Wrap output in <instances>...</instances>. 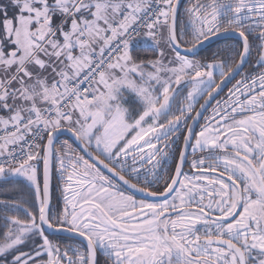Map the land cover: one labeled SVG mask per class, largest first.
I'll return each mask as SVG.
<instances>
[{"label": "snow or ice", "instance_id": "snow-or-ice-1", "mask_svg": "<svg viewBox=\"0 0 264 264\" xmlns=\"http://www.w3.org/2000/svg\"><path fill=\"white\" fill-rule=\"evenodd\" d=\"M183 3L0 0V264H264V0Z\"/></svg>", "mask_w": 264, "mask_h": 264}, {"label": "trees", "instance_id": "trees-1", "mask_svg": "<svg viewBox=\"0 0 264 264\" xmlns=\"http://www.w3.org/2000/svg\"><path fill=\"white\" fill-rule=\"evenodd\" d=\"M187 0H185V3L182 4L181 8L183 9L184 7H186L187 5ZM233 43V40H223V41H219L211 46H209L208 48H206L205 50H203L202 52H200L196 57H194L195 59H202L205 57H211L213 55V53H215L218 49L224 48L226 45ZM133 55L138 56V57H150L152 56V52L150 50L149 47L144 48V47H139L137 44L133 45ZM223 95V94H222ZM219 99V98H218ZM65 138L63 139H59L60 142H63ZM56 183L57 180L56 178L53 179V190H52V195H53V204H56L58 202V198L60 193L56 190ZM9 195H11V193H9ZM0 198H3L2 195H0ZM59 239L62 242H66V239H62L59 237Z\"/></svg>", "mask_w": 264, "mask_h": 264}, {"label": "water", "instance_id": "water-1", "mask_svg": "<svg viewBox=\"0 0 264 264\" xmlns=\"http://www.w3.org/2000/svg\"><path fill=\"white\" fill-rule=\"evenodd\" d=\"M182 6V5H181ZM223 40H227V39H225L224 37H220V38H216V37H213V38H211L210 40H208V41H206L202 46H200V47H198L196 50H195V52H193V53H189L188 55L190 56V57H196L200 52H202L203 50H205L206 48H208L209 46H211V45H213V44H215V43H217V42H219V41H223ZM238 77V76H237ZM236 77V78H237ZM234 81V80H233ZM232 81V82H233ZM229 85H231V83H229L225 88H224V91L227 89V87L229 86ZM223 93V92H222ZM222 93H221V95H222ZM217 98H219V97H217ZM215 101H212V103H214ZM211 107V105L209 106V108ZM63 138H67V134H64V135H61L60 137H59V139H63ZM106 171V170H105ZM137 196H138V198H141V196H140V194H137ZM59 237H62V238H66V239H74L73 237H69L68 236V234H66V233H59V234H57Z\"/></svg>", "mask_w": 264, "mask_h": 264}, {"label": "flooded vegetation", "instance_id": "flooded-vegetation-1", "mask_svg": "<svg viewBox=\"0 0 264 264\" xmlns=\"http://www.w3.org/2000/svg\"><path fill=\"white\" fill-rule=\"evenodd\" d=\"M187 5V4H186ZM247 69V65H245V70ZM237 78H239V77H237ZM235 81H233L232 83H234ZM228 87H231V85H229ZM224 92H227V89L224 91ZM224 92L222 93V94H224ZM218 99V98H217ZM215 103V102H214ZM213 103V104H214ZM207 114V113H206ZM201 122H202V120H201ZM185 170L187 171L188 169H187V167L185 168ZM60 238H62V237H60ZM62 239H66V238H62ZM67 240V243H70L72 240L71 239H66ZM66 243V242H65Z\"/></svg>", "mask_w": 264, "mask_h": 264}, {"label": "rangeland", "instance_id": "rangeland-1", "mask_svg": "<svg viewBox=\"0 0 264 264\" xmlns=\"http://www.w3.org/2000/svg\"><path fill=\"white\" fill-rule=\"evenodd\" d=\"M139 47H144L147 48V46H145L143 43L138 44Z\"/></svg>", "mask_w": 264, "mask_h": 264}]
</instances>
